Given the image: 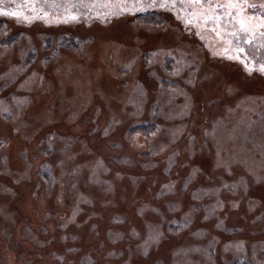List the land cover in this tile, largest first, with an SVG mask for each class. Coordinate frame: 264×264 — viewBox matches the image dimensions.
I'll use <instances>...</instances> for the list:
<instances>
[{
    "label": "rangeland",
    "instance_id": "rangeland-1",
    "mask_svg": "<svg viewBox=\"0 0 264 264\" xmlns=\"http://www.w3.org/2000/svg\"><path fill=\"white\" fill-rule=\"evenodd\" d=\"M163 2L3 0L20 15H0V264H181L196 239L212 264H264V49L249 74L217 1ZM246 2L264 18V0H233ZM229 146L241 161L218 159Z\"/></svg>",
    "mask_w": 264,
    "mask_h": 264
},
{
    "label": "bare ground",
    "instance_id": "bare-ground-1",
    "mask_svg": "<svg viewBox=\"0 0 264 264\" xmlns=\"http://www.w3.org/2000/svg\"><path fill=\"white\" fill-rule=\"evenodd\" d=\"M123 53L122 52H119V53H116V56L117 55H122ZM89 55V54H88ZM119 59L120 60H122L123 59V57H119ZM68 61H70V62H72V64L74 65L75 64V62L74 61H71V60H68ZM76 64H78L77 65V68L79 69V70H83L82 69V65H81V63H79V62H77ZM108 64H109V66H110V63H109V61H108ZM74 70H76V69H71L70 68V66H69V63H67V65L63 68V69H61V70H59V73H64V72H68L69 73V75H71L73 72H74ZM83 72H84V70H83ZM77 79H78V81H84V80H86V83L84 84V87L81 89V94H83V96H81V97H79V95L77 96L78 97V100L80 101L81 100V102H85L84 104H86L88 101H90L91 100V95L93 94V87H94V82L91 80L92 79V76H91V74H83V77L81 78L79 75L77 76ZM95 82H96V85H98V79H96L95 80ZM131 85V84H130ZM164 97V99L165 100H167V99H169L168 98V96H163ZM125 98H127L126 100H129V99H132L133 97H131V86H128L127 88H125V90H124V92H123V96H122V98H121V100H123V99H125ZM78 104V103H77ZM77 104H74L75 106H74V108H72V109H70V111L69 112H71V113H73L74 112V117H72L71 118V120H77V119H79L80 117H81V112H79V110L77 111ZM166 105V104H165ZM166 107V106H165ZM128 110H129V108H125L124 107V111L126 112V113H128ZM169 110H171L170 109V105H168L165 109H164V116L167 118V116H168V112H169ZM117 116V118H120V116L119 115H116ZM50 118V117H49ZM26 120V118H25V116H21L20 117V119H19V121H17V123H19V124H23L24 123V121ZM70 120V121H71ZM26 128H29V126H27V125H25V126H23V128L22 129H25L26 130ZM167 137H169V136H167ZM225 137V136H224ZM223 137V138H224ZM162 142H164V138L162 137V136H159L155 141H154V147H156L155 149L156 150H160V149H162V147H164V145L165 144H162ZM81 146H83V147H89V145H87L86 143V145H84V142L83 141H81L80 143H79ZM221 144V143H220ZM58 145L59 146H62V144H61V142H59L58 143ZM244 145L243 144H241V147H243ZM230 148V146L229 147H227V150H229L228 151V153L227 154H223V153H220L219 154V156H218V159L220 160V161H226V164H232V163H235L236 161H241V158L240 157H243L242 155H240L239 153H238V151L237 152H234L233 150H230L229 149ZM73 150V148H67L66 149V151L63 153L64 155L65 154H67V153H69V152H71ZM248 162H249V164H246V163H243L244 165H248L250 168H253V171H254V173L256 172L258 175H262V173L263 172H260V171H258L257 170V165H258V162H256L255 160H248ZM91 166V165H90ZM61 168L62 169H66L67 167L65 166V165H63V166H61ZM90 168V167H89ZM92 170V169H91ZM99 173H100V171L99 170H97ZM96 171V172H97ZM93 172V171H92ZM94 173V172H93ZM92 175V177H93V181L94 182H99V181H101L102 179H99L100 177H102V175H99V178H96L95 177V175L94 174H91ZM99 180V181H98ZM3 182H4V180H3ZM139 188H142L141 187V182L139 183V182H137L136 183V189L138 190ZM100 189H102L101 187H100ZM115 190H113V194H111L112 196H116L115 194L117 193L116 192V190H117V188H114ZM25 208H27V205H25ZM4 209H6L5 207H4V205H0V213H4ZM7 210V209H6ZM150 208H145L144 209V212L146 213V214H148L149 212H150ZM91 211L94 213L95 212V209L93 208V209H91ZM194 216L195 214H190V216ZM154 220L155 219H152V220H148V221H146V224H147V226H148V229L146 230V234H154V233H157L158 234V232L160 231V227L158 226V225H156V223L154 222ZM20 225L18 224V223H15V226H14V231L16 232V234H17V236H18V238L20 237V236H23V234L26 232V230H23L21 227H19ZM120 229V228H119ZM8 231V230H7ZM6 231V232H7ZM10 231V230H9ZM11 231H13V230H11ZM161 232V231H160ZM133 235V234H132ZM143 236H141V238H136V239H134L133 240V244H138L143 238H142ZM9 238H12L13 239V235H12V232H11V237H9ZM117 238H118V235H114V234H110L109 235V239H111V240H117ZM160 239H162V237H160ZM199 241V242H198ZM195 242H197V243H199V244H203L204 242H202V241H200L199 239H196L194 242H192V244H197V243H195ZM4 243H2V245H3ZM6 244V243H5ZM192 244H187V247L189 248V250H190V255L189 254H187V253H180V254H174V256L175 257H178V259L176 260V261H179V263H181V264H212V261H210V260H208V259H206V258H204V257H202L201 255H198V256H195V255H191L192 254V249L190 248V246L192 245ZM24 246H26L25 244H23ZM184 246V245H183ZM8 247H9V245H8ZM27 248V247H26ZM129 253L131 254V252L133 251V248L132 247H130L129 248ZM8 252V251H7ZM224 256V255H223ZM224 257H228L227 255H225ZM6 258H7V260H8V264H13V263H11V259H8V257L6 256ZM181 258V259H180ZM48 262H47V260H45V264H47Z\"/></svg>",
    "mask_w": 264,
    "mask_h": 264
},
{
    "label": "flooded vegetation",
    "instance_id": "flooded-vegetation-1",
    "mask_svg": "<svg viewBox=\"0 0 264 264\" xmlns=\"http://www.w3.org/2000/svg\"><path fill=\"white\" fill-rule=\"evenodd\" d=\"M128 0H125V3ZM136 1V4L133 3H128L135 5V7H139L140 10L143 9V11H148L151 10L152 12L154 10H152L153 7H148L149 4H151L150 0H132V2ZM170 1V0H168ZM219 3V5H221L222 10L220 9V12L218 11V16L219 18H224L223 22L226 24L227 28L231 29H237V31H239V29L241 28V24H243V27L245 29H247V39H243V43H242V47L244 48V52L243 55H240V53L236 52L234 54V56L239 55V59H242L243 61H245V63L248 65V67H253V62L256 60L257 57H261V54H252V52H255V50H262L264 49V36H261L260 33L264 32V18L261 17V15L256 14L255 12H253L249 5L248 2H246L245 4H243V6L247 7H243L241 5H236L233 3V0H215ZM148 2L147 8L144 7V3ZM176 3H178L179 5H181V7H184V4H181L180 0H176ZM0 5L3 6H7L6 4L4 5L3 3H0ZM158 5V3L156 4V6ZM155 6V7H156ZM197 6H202V4H198ZM212 5H207L206 7H210L211 9H214ZM202 8V7H201ZM7 9V8H4ZM237 11V15H235L233 10ZM8 11V10H6ZM5 11V12H6ZM206 12H210V11H206ZM239 13V14H238ZM210 15H216V14H209V16L205 17L206 21H212L211 23H217V21L212 20L213 18H211ZM217 19V18H216ZM244 40H249L251 41V43H245ZM264 61V60H263ZM264 63V62H263Z\"/></svg>",
    "mask_w": 264,
    "mask_h": 264
},
{
    "label": "snow or ice",
    "instance_id": "snow-or-ice-1",
    "mask_svg": "<svg viewBox=\"0 0 264 264\" xmlns=\"http://www.w3.org/2000/svg\"><path fill=\"white\" fill-rule=\"evenodd\" d=\"M175 2H176V0H172V5H171V6H175ZM190 2L193 3V4H200V3H201V0H190ZM0 3H3V0H0ZM157 3H158V0H151V4H149L148 7H155ZM208 3H209V5H210V4H211V0H208ZM160 6H161V7H167V6H170V5L168 4V0H164V2L160 4ZM250 7H254V6L250 5ZM0 15H7V16H12V17H17V18H19V15H20V14H19L18 12H16V11L5 12V11L3 10V8H0ZM24 19H25V20H28L29 18L25 16ZM72 19H76V17H72ZM188 23L191 24L192 22H191V21H188ZM197 35H199V33H197ZM230 35H231L233 38H235L236 41H240V40L244 39V37L247 35V29H245V28L243 27V24H241V28L239 29V31H232V32L230 33ZM260 35H261V36H264V32L260 33ZM244 42H245V43H251V41H249V40H244ZM228 43H229V44H232L233 41H232V40H229ZM262 46H264V45H262ZM234 47H236V48L238 49V53H242V52H244V48H243V47H240L239 44L234 45ZM225 51H227V49H226ZM229 59H239V55L234 56V57H229ZM241 62H243V61H241ZM245 67H246V69L248 70L249 74H251V72L253 71V68L248 67L247 64H245ZM258 70H259L262 74H264V63H261V64H260ZM196 171H197V170H194V171H193V175H195V172H196ZM160 235H161V234L158 233V234L153 238L155 242H157V243L159 242Z\"/></svg>",
    "mask_w": 264,
    "mask_h": 264
},
{
    "label": "trees",
    "instance_id": "trees-1",
    "mask_svg": "<svg viewBox=\"0 0 264 264\" xmlns=\"http://www.w3.org/2000/svg\"><path fill=\"white\" fill-rule=\"evenodd\" d=\"M147 5H148V2H145L144 3V7L147 8Z\"/></svg>",
    "mask_w": 264,
    "mask_h": 264
}]
</instances>
